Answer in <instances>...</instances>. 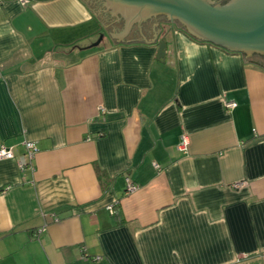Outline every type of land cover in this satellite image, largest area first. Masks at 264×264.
I'll use <instances>...</instances> for the list:
<instances>
[{"label": "crops", "instance_id": "0c3cea01", "mask_svg": "<svg viewBox=\"0 0 264 264\" xmlns=\"http://www.w3.org/2000/svg\"><path fill=\"white\" fill-rule=\"evenodd\" d=\"M94 2L0 0V264H264L263 61Z\"/></svg>", "mask_w": 264, "mask_h": 264}, {"label": "water", "instance_id": "95a60500", "mask_svg": "<svg viewBox=\"0 0 264 264\" xmlns=\"http://www.w3.org/2000/svg\"><path fill=\"white\" fill-rule=\"evenodd\" d=\"M100 1L105 13L116 21L123 19L125 22L124 30L110 34L111 37L122 38L131 24L139 26L140 31L143 22L161 15L165 22L177 23L197 40L246 57L264 56V0H227L223 3L212 0ZM102 37L101 34L93 45H98ZM165 56L166 42L162 39L158 42L156 58L163 60Z\"/></svg>", "mask_w": 264, "mask_h": 264}, {"label": "built area", "instance_id": "2783aa9c", "mask_svg": "<svg viewBox=\"0 0 264 264\" xmlns=\"http://www.w3.org/2000/svg\"><path fill=\"white\" fill-rule=\"evenodd\" d=\"M20 3H25V0H18ZM224 106L226 109H232L233 107L236 106V102L230 100V101H224ZM188 144V139L186 136H183L181 138V142L178 145V149L180 151H185L186 147ZM25 146V153L21 156L18 157V165L21 170H24L26 168H31L33 169V166L31 164V161L34 157V155L38 152L39 148L37 147L36 143L34 141H25L24 142ZM13 158V151L10 147H6L4 145H0V159H9ZM126 183H127V188L126 192L130 193L135 191L138 186L133 183L129 177L125 178ZM108 210L110 213H113V205L108 206Z\"/></svg>", "mask_w": 264, "mask_h": 264}, {"label": "flooded vegetation", "instance_id": "af4514ba", "mask_svg": "<svg viewBox=\"0 0 264 264\" xmlns=\"http://www.w3.org/2000/svg\"><path fill=\"white\" fill-rule=\"evenodd\" d=\"M92 1H94V0H92ZM212 1H219V2H221V3H223V2H225V1H227V0H212ZM94 4H95V6H96V8L97 7H101L102 6V4H101V2H97V3H95L94 2ZM163 20L164 19V16H161V15H159V16H157V17H153L151 20H148V21H153V20H156V21H158V20ZM147 21V22H148ZM146 22V23H147ZM170 25H176V26H178L179 27V25L177 24V23H170ZM258 61H263V63H264V56H257V55H255L254 56Z\"/></svg>", "mask_w": 264, "mask_h": 264}, {"label": "trees", "instance_id": "16d2710c", "mask_svg": "<svg viewBox=\"0 0 264 264\" xmlns=\"http://www.w3.org/2000/svg\"><path fill=\"white\" fill-rule=\"evenodd\" d=\"M183 30V29H182ZM247 60H253L254 59V57H249V58H246ZM260 65V64H259ZM103 171H101V170H99L98 171V175H99V179L102 181V183H104V181H106L105 180V178H104V173H102ZM104 179V180H103Z\"/></svg>", "mask_w": 264, "mask_h": 264}, {"label": "rangeland", "instance_id": "374dc122", "mask_svg": "<svg viewBox=\"0 0 264 264\" xmlns=\"http://www.w3.org/2000/svg\"><path fill=\"white\" fill-rule=\"evenodd\" d=\"M101 34V33H100ZM102 35H104V34H102ZM255 58V57H254Z\"/></svg>", "mask_w": 264, "mask_h": 264}]
</instances>
